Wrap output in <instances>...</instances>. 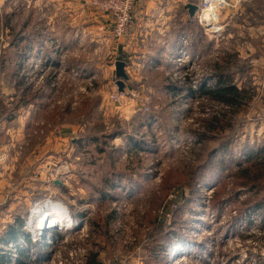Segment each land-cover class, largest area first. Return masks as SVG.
I'll use <instances>...</instances> for the list:
<instances>
[{"label": "rangeland", "instance_id": "374dc122", "mask_svg": "<svg viewBox=\"0 0 264 264\" xmlns=\"http://www.w3.org/2000/svg\"><path fill=\"white\" fill-rule=\"evenodd\" d=\"M228 2L217 12L220 31L205 33L195 56L149 66L137 74L141 82L125 87L119 101L113 99L120 92L115 73L108 69L118 56L108 38L125 35L116 37L113 23L111 36L98 42L84 33L75 76L45 67L43 56H26L19 77L45 97L44 102L18 106L22 88L15 72L22 44L16 46V34L38 30L33 17L27 29V6L0 0V173L8 180L0 184L6 194L0 198V250L12 253L8 264L18 260L15 243L32 249V258H21L32 264H85L90 252H98L102 264H264V209L238 216L252 191L234 188L230 176L250 149L264 146V0ZM92 27L83 25L84 31ZM195 28L205 32L199 23ZM224 55L234 58L235 82L247 92L239 109L198 93L186 97L185 89L179 95L165 89L167 82L191 72L196 79L185 86L197 88ZM187 63L191 65L184 69ZM49 72L55 78L43 85ZM30 106L34 114L26 117ZM91 107L94 113L88 117ZM141 111L157 118L136 133ZM219 113L223 129L217 133L211 126ZM114 128L138 140L145 131L152 148L128 154L126 139L118 136L111 144L124 150L115 148L108 155L85 143L86 134ZM199 133L206 138L198 141ZM120 171L130 181L113 185ZM195 181L193 191L188 184ZM225 186L224 194L235 196L213 206V191ZM259 193L264 196V188ZM49 202L64 205L71 221L44 230L43 246L25 243L24 232L35 230L40 214L52 210ZM17 220L24 226L15 242L8 232ZM161 246L163 256L155 258Z\"/></svg>", "mask_w": 264, "mask_h": 264}, {"label": "crops", "instance_id": "0c3cea01", "mask_svg": "<svg viewBox=\"0 0 264 264\" xmlns=\"http://www.w3.org/2000/svg\"><path fill=\"white\" fill-rule=\"evenodd\" d=\"M15 1L18 8L28 7L31 16L27 21V29L30 28L28 23L33 17L36 20L33 24L34 30H38L26 34L17 33L16 46L19 48L25 42L27 48L25 57L43 56L45 64L47 62L49 67L54 61L52 67L61 68L63 72L74 73L75 76L80 71V63L76 56L77 51L83 47L84 33H88L91 38L96 36V42L102 37L111 36V17L97 12L91 0ZM200 2L201 0H135L133 30L120 39L108 38L112 53H117V60H122L125 56L123 59L126 61L125 69L130 76L125 82L126 88L141 82L138 81L137 74L152 66L156 58L163 62L167 58L178 56L184 38L187 39V46L193 42V35L189 34V28H192L190 25L194 19L191 18L187 5L189 3L199 5ZM84 24L93 26L92 30L86 28L84 31ZM202 33L205 36L206 32L202 30ZM188 53L192 55L190 51ZM68 57L69 60H67ZM72 60L75 64L68 67V61ZM25 66L23 63L22 69H17V72L23 73ZM108 69L115 73V64L110 65ZM115 79L114 81L117 82V78ZM34 110L31 106L28 107L26 117L32 116ZM4 177L5 175L0 173V184L8 182ZM0 186L4 187V185ZM2 188H0V198L6 195ZM23 195L28 199V193Z\"/></svg>", "mask_w": 264, "mask_h": 264}, {"label": "trees", "instance_id": "16d2710c", "mask_svg": "<svg viewBox=\"0 0 264 264\" xmlns=\"http://www.w3.org/2000/svg\"><path fill=\"white\" fill-rule=\"evenodd\" d=\"M191 18L194 20L192 22V25H190V27L192 28L191 29L189 28V34L193 35V42H191L186 48L192 53V57H193L195 56V53L197 51L198 43L201 42L205 36L201 30L196 31L197 29L195 28V22L198 24L197 17L195 16ZM26 51H27V48H26V45L24 44L22 45L21 51L18 52L19 60H18L17 69L19 70L22 69ZM124 57H122V60L124 59ZM231 62H234V58L229 57L227 55H224L223 57L219 58L218 61H216L214 64L211 65L209 76L207 78L206 77L201 78L199 86L197 88H193L191 86H187V87L185 86V84L189 85L190 82L193 81V77L194 79H196L195 72H191V74H187L184 77L180 76V78H177L176 81L167 82L165 89H167V91L169 92H173L174 93L173 95H179L183 93L185 89V91L187 92V94H185L186 97L188 96L195 97V95L198 93L200 96L216 101L224 105L228 109H232V110L239 109L242 106L243 98L247 97V92L244 88H241L237 84V82H235V77L233 76L234 70L233 68H231L232 67ZM52 63L53 64L51 65L53 66L54 61H52ZM162 63H164V61L162 62L160 61V59L156 58V61L153 63L152 68L155 66H159ZM67 64H68L67 66L69 67L75 63L72 60L71 62L68 61ZM78 64L79 63L77 62V66ZM47 65L49 66V64L46 62L45 66L47 67ZM190 65L191 63H187L184 66V69L189 68ZM68 69L70 70V68ZM51 72H49V74L46 76V82L43 85L49 86L52 80L55 78V74ZM15 73H16L15 78L16 79L18 78L16 81L17 83L16 85L17 87L22 88L21 99H20V103L18 106L31 105V102H34V103L44 102L45 94L41 92L39 89L32 92L31 91L32 87L26 85V80H24V76L19 77L20 71L18 72L16 71ZM182 78L185 81L184 84L180 83ZM45 105H47V103H45ZM93 108L91 107L89 112L87 113L88 117H91L92 114L94 113ZM216 115L218 116H215V121L213 122L211 126L212 127L211 130H214L217 133H219L223 129V125L220 124L221 114L219 113ZM136 117H138L137 119L140 120L139 126L135 128L136 133H140L142 128H144L147 124L149 126L157 118L155 114H152L150 112L145 113L144 111L139 112L136 115ZM228 127L233 129V125H228ZM146 134L147 133L143 131L142 137H140V139L138 140L136 139V136H134V134L126 133L122 130H118L114 128L110 133H104V131L100 133H95V132L88 133L86 134L84 140L86 141L85 143H94L99 152L111 155L112 154L111 151H113L115 148L124 150V148H122L121 146L117 147L111 144V141L114 140L116 137L123 136L126 139L125 149L127 150L128 154H130L133 152H138L139 150L149 151L152 148V144L146 139ZM197 135H199L198 141H201L206 138L205 134L199 133ZM81 143L83 142H81L80 140L79 144ZM107 144H110V149H111L110 151L107 149L108 148ZM243 164L245 165L243 166ZM125 175L126 174L124 171H120L116 174V176L119 178H117L114 183H113V180L110 178H108L106 181L107 183L109 182L110 184L113 183V185L115 183L119 184L121 183L120 181L122 179L124 178L127 179ZM131 176L132 174L130 175V177ZM230 176L234 179L233 180L234 188L245 187V188H248V190L252 191V195L243 201V204H245L246 206L244 209H241V211H239L238 216L242 215V213L243 215L244 214L246 215L248 211H253V210L260 211L261 209H264V196H260V193H259V191L264 188V146L261 148H257L255 150L250 149L247 152L244 163L243 162L238 163V168L236 170H232L230 172ZM196 183L197 182L195 181L193 184H188L192 188L193 191H195L194 189H196L195 188ZM128 190L130 192L135 191L132 187L130 189L128 188ZM225 191H226V186L218 187L215 189V191H213L212 197L210 199L213 206H217L223 200L229 201L230 199H232V197L235 196L234 192H228V194H224ZM223 197L225 198L223 199ZM249 220H251L250 217H249ZM23 226H24L23 221L17 220L16 224L10 228V231L8 232V234L10 235V237L15 236L14 237L16 238L15 242L18 240L17 236H19V233H21ZM53 233L54 234L56 233L55 235H57L58 232L53 231ZM24 234H25L26 242H28L29 244H32L29 238L28 232H24ZM56 237L59 238L58 235ZM56 237H52V239H55ZM46 240H47V234L45 233L44 237H42V239L38 241L40 242L39 244H42L40 246H43ZM15 245L17 247V252H18L17 254L18 260L15 263L16 264H32V262H22L21 260V258H32L31 253L21 248L22 246L20 244L15 243ZM164 248L165 246L158 247V252L156 253L155 258L156 257L160 258V256H163L161 252L162 250H164ZM4 251L5 250H0V263L1 264H7L12 261V256H11L12 253L9 250H7L6 252ZM166 255L168 259L169 254L167 253ZM85 264H102V262L99 259V253L90 252L88 254V258Z\"/></svg>", "mask_w": 264, "mask_h": 264}, {"label": "built area", "instance_id": "2783aa9c", "mask_svg": "<svg viewBox=\"0 0 264 264\" xmlns=\"http://www.w3.org/2000/svg\"><path fill=\"white\" fill-rule=\"evenodd\" d=\"M134 4L135 0H92V5L97 10H101L104 14L111 17L113 23V33L116 37L127 35L133 30L135 24V16L133 13ZM228 5H230L228 0H201L199 9L195 16L197 17L199 25L204 28L206 33L211 32V34H215L220 31L217 20V12L226 8ZM185 46H187V39L184 38L182 41V48L180 49L178 56L174 57L176 62H185L190 58V54L188 53L189 51ZM124 97L125 92H117L113 95V99L116 101L122 100ZM48 229L51 228H47L46 231ZM27 231L31 242L33 243H36L38 239H42V237H44L43 232L38 234L33 229ZM24 250L31 253L32 249L29 250V246L27 245V248Z\"/></svg>", "mask_w": 264, "mask_h": 264}, {"label": "bare ground", "instance_id": "6f19581e", "mask_svg": "<svg viewBox=\"0 0 264 264\" xmlns=\"http://www.w3.org/2000/svg\"><path fill=\"white\" fill-rule=\"evenodd\" d=\"M49 203L51 204L50 207L52 208V210L43 212L42 214H40L39 218L35 221L34 231L37 233L38 232L41 233L47 228H52L57 225H64L66 220L68 221V223L71 221L68 210L64 205L53 202L52 203L49 202ZM31 222L32 221H29L30 226L32 225ZM39 240L40 239H38L36 242H38Z\"/></svg>", "mask_w": 264, "mask_h": 264}, {"label": "water", "instance_id": "95a60500", "mask_svg": "<svg viewBox=\"0 0 264 264\" xmlns=\"http://www.w3.org/2000/svg\"><path fill=\"white\" fill-rule=\"evenodd\" d=\"M187 8L189 10V14L191 17H195L198 9H199V5L198 4H193V3H189L187 5ZM126 61L124 60H117L115 63V76L117 78V85H118V89L120 92L125 90V82L127 80H129V74L127 73L126 69ZM45 231H43L44 233Z\"/></svg>", "mask_w": 264, "mask_h": 264}]
</instances>
